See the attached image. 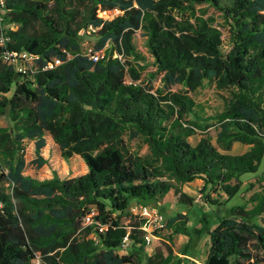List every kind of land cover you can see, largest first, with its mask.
Masks as SVG:
<instances>
[{
    "label": "trees",
    "instance_id": "16d2710c",
    "mask_svg": "<svg viewBox=\"0 0 264 264\" xmlns=\"http://www.w3.org/2000/svg\"><path fill=\"white\" fill-rule=\"evenodd\" d=\"M204 3L222 12L228 51L214 20L197 14ZM115 8L116 17L100 16ZM0 19L7 47L36 57L19 72L0 47V115L12 123L0 126V264H184L170 237L148 251L145 219L131 205L156 204L171 192L192 205L182 186L196 179L204 182L205 203L226 205L242 177L259 171L264 0H0ZM138 30L163 73L164 88L155 92L140 81L146 56L134 42ZM85 36L105 58L83 52ZM55 57L62 63L46 67ZM205 83L228 92L217 114L218 146L207 136L189 140L213 117L191 95ZM174 84L185 89L174 91ZM126 132L142 135L149 153L131 151ZM237 141L250 148L230 153ZM56 151L64 159L80 156L86 172L62 176L49 158ZM29 166L51 172L40 176ZM251 201L253 208L236 206V215L221 217L210 231L204 264L264 263V188ZM239 215L260 216L261 223ZM185 223L184 214L168 221L176 234ZM127 234L129 251L122 248Z\"/></svg>",
    "mask_w": 264,
    "mask_h": 264
},
{
    "label": "rangeland",
    "instance_id": "374dc122",
    "mask_svg": "<svg viewBox=\"0 0 264 264\" xmlns=\"http://www.w3.org/2000/svg\"><path fill=\"white\" fill-rule=\"evenodd\" d=\"M196 10L198 15L214 20V25L222 31V38L224 41L223 49L228 51L231 46L230 34L222 12L207 3L197 5ZM120 13L121 10L115 8L109 11H101L100 16L112 19ZM146 39L147 37L143 30H138L136 32L134 42L138 50L146 56V60L140 62V64L144 66V69L141 71L140 81L144 84L150 85L152 91L155 92L157 89L164 88L163 73L157 71V68L153 63L154 58L146 46ZM95 40L96 39L91 36H85L82 48L83 52H85L87 46L93 45L96 42ZM171 89L178 91L184 90L185 87L182 84H174L171 86ZM227 94V91L218 89L214 83H205V85L197 92L191 93L194 99L205 108V116H213L209 121L210 125L205 130H197V134L189 138L192 143L195 144L202 136H207L215 145H219L217 137L221 126L217 120V114L224 109V97ZM11 124V121L6 115H0V126L7 127L11 126ZM124 138L131 151L141 155L149 153V146L142 135H137L136 137L131 138L130 133L126 132ZM249 148V145L237 141L234 142L232 149L229 152L240 154L244 153ZM26 149L27 159L31 160L35 154L30 141L26 142ZM49 158L52 166L57 168L62 176H79L86 172L84 161L78 155L64 159L60 153H57L56 151L55 153H51ZM26 171L40 176L48 175L51 172L46 166L43 168L29 166ZM242 180L244 181L242 189L226 205L218 206L205 203L202 197V187L204 183L202 179H196L193 182L182 186L184 192L195 198L194 204L192 205L179 203L173 192L169 193L160 203L157 202L152 205L144 204L150 209L158 212L167 224V226L158 233V237L162 238V240L155 238L153 241L154 243L148 246V248L154 249V247L161 244L164 239L170 237V241L174 245V251L178 252L176 256L182 258L184 264H204L210 247V231L219 225L221 217L225 215H236V211H233V208H236L238 205H245L247 210L253 208L255 203L251 201L252 196L257 192L263 191L264 159L256 174L244 175ZM138 204L140 203H133L131 207L137 206ZM179 214L185 215L186 230L184 233L176 234L174 232L175 224L170 226L168 225V221L176 218ZM239 218L254 223H261L260 216L251 217L249 215H239ZM123 220L124 222H128L129 217L124 216ZM129 250L130 247L127 251Z\"/></svg>",
    "mask_w": 264,
    "mask_h": 264
},
{
    "label": "built area",
    "instance_id": "2783aa9c",
    "mask_svg": "<svg viewBox=\"0 0 264 264\" xmlns=\"http://www.w3.org/2000/svg\"><path fill=\"white\" fill-rule=\"evenodd\" d=\"M1 20V19H0ZM10 37L7 36L6 32L3 30L0 33V47L3 48L2 58L5 62L10 64H17L19 72L27 73L30 67L35 62V56L25 50H12L7 47ZM85 53L92 60H100L106 57L105 49H96L94 45L87 46ZM68 56L71 57V54L68 53ZM122 57L121 55L119 56ZM62 60L55 57L53 62H51L46 67H54V65L61 64ZM131 211L135 215H140L145 219L142 229L145 231V241L147 246H150L155 238L158 237V233L163 230L167 224L166 221L159 215L158 212L150 209L147 205L138 204L137 206L131 207ZM95 212L88 214L85 218L86 223L92 222V216ZM130 244L129 234L125 235L123 238L122 248L125 250Z\"/></svg>",
    "mask_w": 264,
    "mask_h": 264
},
{
    "label": "crops",
    "instance_id": "0c3cea01",
    "mask_svg": "<svg viewBox=\"0 0 264 264\" xmlns=\"http://www.w3.org/2000/svg\"><path fill=\"white\" fill-rule=\"evenodd\" d=\"M134 203H136V202H134ZM159 203H160V202H159ZM140 204H141V203H140ZM142 204H143V203H142ZM158 240H162V238L159 237ZM153 241H154V240H153ZM152 243H154V242H152ZM158 245H159V244H158ZM158 245H157V246H158ZM155 247H156V246H155ZM155 247H154V248H155ZM152 250H153V249H149V248H148V251H149V252H152ZM176 254H178L177 251H175V255H176ZM179 258H180V257H179ZM181 259H182V258H181ZM182 260H183V259H182ZM204 263H205V262H204Z\"/></svg>",
    "mask_w": 264,
    "mask_h": 264
}]
</instances>
